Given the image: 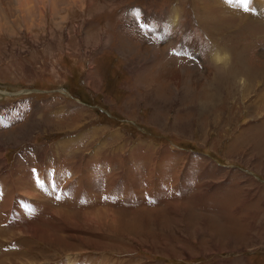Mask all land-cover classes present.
Returning <instances> with one entry per match:
<instances>
[{
    "label": "rangeland",
    "instance_id": "1",
    "mask_svg": "<svg viewBox=\"0 0 264 264\" xmlns=\"http://www.w3.org/2000/svg\"><path fill=\"white\" fill-rule=\"evenodd\" d=\"M257 2L0 0V264H264Z\"/></svg>",
    "mask_w": 264,
    "mask_h": 264
},
{
    "label": "bare ground",
    "instance_id": "2",
    "mask_svg": "<svg viewBox=\"0 0 264 264\" xmlns=\"http://www.w3.org/2000/svg\"><path fill=\"white\" fill-rule=\"evenodd\" d=\"M257 1L262 6L264 5L263 3H261L262 1H260V0H257ZM258 2L256 4L260 5ZM211 20H212V22L211 21H209V22H210V24H212V28L213 29H210V32H211L212 35L214 34L215 36L218 34L219 31H222L223 29L228 31L229 29H227V28L229 26L232 27V24H234V26L237 27L238 29H239V26H241L240 23L234 22V20H231L229 22H225L224 23L223 22L224 19H222L221 16L220 17H218L216 15L215 16H212L211 17ZM0 27H3L2 23H0ZM232 45H233V43H232ZM238 45H240V47L241 46H245V45L240 44V43H238ZM226 46H228V42H227V45ZM237 54L239 55V57L236 58V60H237V62L235 63L236 67H233L231 70H228L227 72L226 71H223V70L221 71V69L217 68V69H215V71L213 73V76L210 79L211 80L214 79L212 81V83L216 86V88L218 86H223L224 89L228 90L229 92H232V91L237 90L236 87H238V83L234 79H236V77L238 75H241L242 74L246 78L245 81H244V84L242 86L243 87L242 91H243V93L245 95L246 92L247 93H251L254 90H258L259 87L261 86V84L263 83V80H261V79L264 78V71H263L264 70V66L261 65L262 64V61H259V62L254 61L253 62V65H250L248 62H246L244 60L246 54L244 55L242 52H238ZM224 56H225V54H224ZM163 62H164L163 63L164 64V66H163V72H165V70H166L165 69V66L174 65V64H172L170 62L167 63L165 61V58L164 57H163ZM208 86H210V85H208ZM228 88H230V90ZM206 90H207V93L205 94L204 99L202 100L204 105L205 104L208 105V103L215 102V99L218 96V95H216V92L215 93H212V90L209 89V87H206ZM260 99L263 100V95L260 97ZM209 100H211V101H209ZM7 259H8V257H7ZM0 262H1V260H0ZM8 262H10V261H8Z\"/></svg>",
    "mask_w": 264,
    "mask_h": 264
},
{
    "label": "snow or ice",
    "instance_id": "3",
    "mask_svg": "<svg viewBox=\"0 0 264 264\" xmlns=\"http://www.w3.org/2000/svg\"><path fill=\"white\" fill-rule=\"evenodd\" d=\"M245 3H246V4L250 3V0H245Z\"/></svg>",
    "mask_w": 264,
    "mask_h": 264
},
{
    "label": "trees",
    "instance_id": "4",
    "mask_svg": "<svg viewBox=\"0 0 264 264\" xmlns=\"http://www.w3.org/2000/svg\"><path fill=\"white\" fill-rule=\"evenodd\" d=\"M79 90H81V89H79Z\"/></svg>",
    "mask_w": 264,
    "mask_h": 264
}]
</instances>
